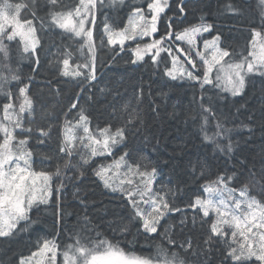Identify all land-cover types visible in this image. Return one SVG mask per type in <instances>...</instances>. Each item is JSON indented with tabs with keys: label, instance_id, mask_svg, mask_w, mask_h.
I'll return each mask as SVG.
<instances>
[{
	"label": "snow or ice",
	"instance_id": "6c2138e0",
	"mask_svg": "<svg viewBox=\"0 0 264 264\" xmlns=\"http://www.w3.org/2000/svg\"><path fill=\"white\" fill-rule=\"evenodd\" d=\"M123 3L124 0H79L78 4L64 6L62 0H45L50 17L49 27L55 25L69 34L67 39L74 37L81 41V52L84 47L88 49L90 62L86 58L75 66V72L66 70L72 56L68 48L58 49L60 55L56 58V64L63 65V69L58 68L61 75L82 78L80 93L86 92V85L96 80V13L106 5L115 8ZM257 7L261 15V29H251L247 54H241L239 59H235L234 49L222 45L221 34L217 33L211 38L204 36L205 33L213 32L214 25L206 23L203 16L200 23L176 30L175 21L182 22L181 18L187 16L188 0H177L174 10L169 0H147V10L133 6L122 28L115 30L109 23L104 24L109 46L120 45L123 50L126 42L135 44L134 48L131 45L128 47L133 53V64L146 62V56L156 67L164 62L165 76L173 81L187 83L193 90V104L197 102L196 92L199 91L200 110L196 112L193 109L189 112L186 122L190 119L193 124L198 123L204 142L213 147L211 156L206 155L203 160L197 161L192 169V178H195L196 171H200L203 179L205 171L210 170L212 162L220 155L235 158L237 145L231 142L230 136L227 143L223 142L231 130L226 127V120L221 119L223 113L218 111L217 100H226V97L220 96L221 93H227L231 97L241 96L249 74L264 76V0H259ZM40 9L39 0H33L31 4L27 0L16 4L9 0L0 3V54L4 59L10 58V45L5 41L13 42L17 37L24 53L39 56L37 46L40 41L34 22L39 18L41 26H44V18L39 17ZM22 10H30L31 18L21 19ZM169 11H173V15H168ZM228 11L236 16L242 14V9L233 5L228 6ZM165 18L167 23L161 33L160 24ZM145 37H151V42L141 43ZM103 43L101 40V46ZM168 59L171 60L172 67H168L166 63ZM10 78L19 81L18 96L5 88L9 77L0 74V95L7 97L0 101V114L3 117L0 120V238L9 240L16 235L21 221H30L28 213L33 205H49L55 198L59 207L63 184L53 189V177H60L64 169L88 165L91 157L111 156L114 146L124 145L130 133L140 135L147 131L146 121L140 112L129 109L128 106H125L128 119L122 126L114 130L108 126L93 131L86 109L77 99L71 102L69 111L65 113V122L56 136L55 150L44 157L55 158L63 161V164L58 163L55 172L36 170L33 153L26 146L33 138L41 145H47L53 138L54 125L49 117L56 118L54 106L41 111V122L33 129L31 123L35 122L37 101L31 97L29 84L24 83L18 74L13 73ZM80 93L77 94L78 97ZM142 94L141 91L140 96ZM72 110H77L76 115L68 119ZM261 118L264 119V115ZM248 120L254 121L255 116L250 115ZM212 121H215L216 131L209 135L208 126ZM26 122L29 125L27 127ZM242 126L251 131V123ZM77 130H82L83 135H78ZM145 139L150 142L148 136ZM77 142L86 151L78 152ZM75 155H79V163L74 162ZM261 163L264 164V161ZM83 174L81 171V175ZM95 175L105 188L119 193L127 201L131 208L129 221L134 222L138 234L143 233L146 240L155 242V254H137L108 240L92 238L90 233L93 229L88 227V217L85 216L84 234H75L74 243L68 244L63 250L64 264H211L213 245L221 242L225 245L221 251V264H250L253 259L257 264H264V231H260L264 229V200L251 194L249 183H243L239 189L232 186L235 174L230 176L225 173L202 185L206 198L197 195L183 208L175 202L182 191L180 185L169 187L167 191L163 187L157 189L155 185L161 171L157 165L148 163L145 157L131 160L130 154L125 151L111 164L102 165L95 171ZM250 175L255 176L256 173L252 171ZM259 182L264 191V169L261 170ZM189 210L192 228L195 229L199 221L201 228L209 225L208 231L202 240L193 241L191 235H188L178 244L175 230L178 229L183 235L189 228ZM212 213H215V219L212 218ZM169 220L172 223L169 224ZM120 231L128 232V225H121ZM99 235L97 232V237ZM46 253H50L48 259L51 264H59V249L49 240H45L31 256H20L17 262L10 261L9 264H30L33 257ZM0 264L3 262L0 261Z\"/></svg>",
	"mask_w": 264,
	"mask_h": 264
},
{
	"label": "trees",
	"instance_id": "16d2710c",
	"mask_svg": "<svg viewBox=\"0 0 264 264\" xmlns=\"http://www.w3.org/2000/svg\"><path fill=\"white\" fill-rule=\"evenodd\" d=\"M143 1L142 7L147 10V0ZM2 2L3 0H0V3ZM9 2L16 4L23 3L25 0H9ZM27 2L31 4L33 0H27ZM137 2L138 0H126L120 9H110L106 5L96 13L97 21L94 26L96 80L87 84L88 90L83 93H80L82 78L61 75L58 68L63 69V65H57L56 58L60 55L58 49L68 48L72 56L66 70L70 73L75 72L77 64L82 63L86 58L90 62L88 49L84 47L81 52V41L76 38L67 39L69 34L55 25L49 27L50 17L45 7V0H39L41 6L39 17L44 18V26H41L39 18L34 22L37 28L36 35L40 41L37 46L39 56L24 53L19 37L13 42L5 41L10 45V58L4 59L0 54V74L9 77L5 88L17 96L19 81L11 80V75L18 74L24 83L29 84L31 97L37 101L35 122L31 123V127L35 129L36 124L41 122L40 114L44 109L54 106L56 114L55 119L49 117L54 126L53 138L48 144H38L33 138L26 146L33 153L36 170L55 172L57 164H63V161L55 158L45 159L44 157L46 154L51 155L55 150L56 136L65 122V113L69 111L71 102L77 99L79 104L86 109L93 131L108 126L114 130L122 126L128 119L125 106L140 112L146 121L147 131L140 135L130 133L124 145L114 146V153L111 156L91 157L88 165L81 164L79 167L64 169L60 177H53V189L63 184L60 190L59 207H57L58 202L55 198L49 205L37 204L38 208L30 210L28 215L30 221L40 228L29 231L27 222L21 221L14 237L10 240L0 238V261L3 264H9L10 261L17 262L20 256H31V253L37 251L45 240L57 245L59 264H64L63 250L68 244L74 243L75 234H84L83 218L85 216L88 217V227L93 229L90 233L92 238L108 240L113 244H119L126 250L135 251L137 254L154 255L155 242L150 239L146 240L143 233L138 234L134 222L129 221L131 208L127 201L120 197L119 193H113L105 188L103 182L95 175L97 169L102 165L111 164L118 155H122L125 151L130 154L131 160L145 157L148 163L159 167L161 175L155 185L157 189L163 187V190L167 191L169 187L175 188L177 184L180 185L182 191L175 202L181 208L189 200L195 199L197 195H203L202 185L225 173L230 176L235 174L236 178L231 181L232 186L239 189L243 183H249L251 194L259 200H264V191L261 190L262 185L259 182L261 170L264 169V164L261 163L264 161V119L261 118L264 115L262 113L264 76L249 75L244 93L239 97H231L227 93L220 94L226 97V100H217L218 111L223 113L221 119L226 120V127L231 130L226 134L223 142L227 143L230 136L231 142L237 145V152L234 159L220 155L212 162L210 170L205 171L203 179L200 171H196L195 178H192V169L197 161L203 160L206 155L211 156L213 147L204 142L198 123L193 124L190 119L186 122L189 112L193 109L196 112L200 110L199 91L196 92L197 102L193 104V90L187 83L179 80L173 81L165 76L164 62L156 67L146 56V62L133 64L131 51L128 50L129 45L135 46L133 42H126L123 50L120 45L109 46L107 44L104 32L105 22L115 30L122 28L131 8L140 7ZM169 2L174 10L177 0H169ZM258 2L259 0H188L187 16L181 18L182 22L176 20L175 27L179 31L190 24H198L203 16L206 23L214 25V30L210 35L221 34L222 45L234 49L235 59H239L241 54H247L251 29L260 30L262 26L260 11L257 7ZM78 3L79 0H62L64 6ZM229 5L242 9V14L233 15L228 11ZM168 15H173V11H169ZM20 18H31V11L22 10ZM166 23L167 18L160 24L161 33ZM101 40L104 42L103 46H101ZM143 42L144 40L141 41ZM185 47H187L186 44ZM170 62V59L166 61L168 67H170ZM141 91L142 96H140ZM78 93H80L79 97ZM138 96H140L139 100H137ZM6 99V96L0 95V101ZM18 105L19 99H17V111ZM76 112L77 110H72L68 119H72ZM250 115L255 116L254 121L249 122ZM2 119V114H0V120ZM246 123H251V131L242 126ZM25 126H29L27 122ZM215 131V121H212L208 126V134L212 135ZM77 134L83 135L82 130H77ZM145 136L150 138V142L145 139ZM77 146L78 152L86 151L79 147V142ZM79 160V155H75L74 162L79 163ZM252 171L256 173L255 176L250 175ZM236 195L239 198L238 191ZM169 199L172 197L169 196ZM212 218L215 219V213H212ZM190 221L191 211L189 210V228L183 235L178 229L175 230L178 244L185 236L191 235L193 241H196L202 240L207 233L209 225L201 228L198 221L193 229ZM168 223L172 221L169 220ZM124 224L128 225V232L120 231V226ZM160 231L162 232L163 229ZM97 232L100 233L99 237H97ZM229 242H231L230 236ZM224 248L225 245L222 242L213 245L211 264H221L223 259L221 251ZM49 256L50 253L44 256L45 264H51ZM30 264H34V258ZM250 264H257V262L253 259Z\"/></svg>",
	"mask_w": 264,
	"mask_h": 264
},
{
	"label": "rangeland",
	"instance_id": "374dc122",
	"mask_svg": "<svg viewBox=\"0 0 264 264\" xmlns=\"http://www.w3.org/2000/svg\"><path fill=\"white\" fill-rule=\"evenodd\" d=\"M126 0H124V2H125ZM138 4H139V6L140 7H142V4H144V1L143 0H138V2H137ZM121 6L122 5H117L115 8H117V9H120L121 8ZM110 7V9H113L114 7H111V6H109ZM90 27H92L91 25H90ZM68 34V33H67ZM106 36V35H105ZM204 36L205 37H208V38H211V36L212 35H210V34H208V33H205L204 34ZM74 38V37H73ZM77 39V38H76ZM106 39H107V36H106ZM151 37H145V39H144V42H151ZM143 42V43H144ZM135 47V46H134ZM133 47V48H134ZM202 48H203V44H202ZM131 55H132V57H133V53L131 52ZM134 58V57H133ZM170 67H172V63L170 62ZM249 75H257V74H249ZM248 75V76H249ZM247 76V77H248ZM113 153H114V151H113ZM120 155H118L116 158H118ZM122 174H123V172H121ZM203 196H205V198H206V194L205 193H203ZM38 208V205L36 204V205H33V207L31 208V210H35V209H37ZM27 228H28V230L29 231H34L36 228H40V227H37V225L33 222V221H28L27 222ZM260 231H264V229H261ZM46 254H44V255H38V256H36V257H33L34 258V264H45V260H44V256H45ZM32 258V259H33Z\"/></svg>",
	"mask_w": 264,
	"mask_h": 264
}]
</instances>
